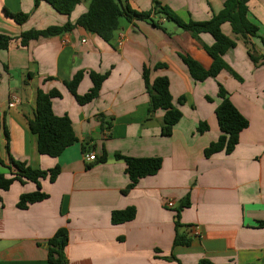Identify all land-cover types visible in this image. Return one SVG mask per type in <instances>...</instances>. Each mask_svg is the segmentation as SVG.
<instances>
[{
	"label": "crops",
	"instance_id": "crops-1",
	"mask_svg": "<svg viewBox=\"0 0 264 264\" xmlns=\"http://www.w3.org/2000/svg\"><path fill=\"white\" fill-rule=\"evenodd\" d=\"M121 1L138 13L159 2L189 23L210 20L226 0ZM79 2L65 15L46 2L35 7V0H0V34L18 39L29 30L75 23L90 0ZM248 7L249 19L264 35V0H248ZM8 12L30 17L19 25ZM152 20L161 29L122 19L110 44L77 27L25 47L18 39L0 51V173H9L11 159L34 170L60 168L54 183L42 181L49 197L27 209L17 204L23 194L37 191L34 183L16 182L1 192L0 264H49L47 241L62 228L69 233L68 264H264V47L224 24V34L236 42L224 59L236 76L223 71L216 79L195 82L181 56L209 69L213 60L204 46H212L213 37L194 38L161 14ZM144 68L152 70V79L169 80L173 105L182 112L170 136L162 135L164 111L149 114ZM79 72H84L79 95L92 88L90 73L107 74L99 97L84 106L64 85ZM218 84L249 127L234 152L206 158L205 149L222 135L215 114L221 103ZM38 89L60 92L53 111L69 117L78 138L58 158L38 152V137L28 127ZM201 123L209 130L199 133ZM86 153L106 154L107 161L87 169ZM117 154L160 158L162 166L125 194L130 180ZM170 201L174 208L167 207ZM131 207L135 219L113 225V212ZM178 236L184 244L175 245Z\"/></svg>",
	"mask_w": 264,
	"mask_h": 264
},
{
	"label": "trees",
	"instance_id": "trees-1",
	"mask_svg": "<svg viewBox=\"0 0 264 264\" xmlns=\"http://www.w3.org/2000/svg\"><path fill=\"white\" fill-rule=\"evenodd\" d=\"M41 2L50 4L57 12L65 15H71L80 3L79 0H35V7ZM155 14L166 16L169 21L173 22L178 28L189 32L194 38H198L200 34L204 33L213 37L214 44L204 46V50L213 60L209 69L204 68L201 63L190 57L181 56L195 82L216 79L223 71H228L236 76L224 59L230 50L236 48V42L224 34L222 30L224 24H229L234 34L241 35L245 39H247V36L259 39L264 47V35L261 33L260 28L249 19L248 0H226L223 9L214 14L210 20L203 22L190 21L189 23H185L172 9L159 2H154L153 10L138 13L128 5L123 4L121 0H90L87 12L81 15L75 23L69 21L63 26H51L44 30H29L23 32L18 39L20 44L25 47L31 41L59 36L80 27L96 34L103 41L110 44L121 27L120 21L122 19L127 21L134 19L149 21L155 27L161 29L152 20ZM7 15L19 25L26 23L30 17L26 13L11 14L8 12ZM18 39L0 34V51L8 50L12 42ZM249 54L251 60L257 64L259 59L253 55L251 50ZM83 74L84 72H79L71 81L64 82V85L80 106L90 104L99 97L102 84L107 78V74L90 73L93 86L85 95H79L77 89L82 81ZM151 74L152 70L144 68L143 80L150 98L149 114L152 115L158 110L164 111L162 135L170 136L183 115L181 110L173 105L169 80L164 77L152 79ZM218 87V97L221 103L216 108L215 114L222 135L205 149L204 155L206 158L222 152L227 155L234 152L239 144L240 134L249 127L248 119L234 105L230 94L221 84H218ZM60 97L61 94L57 90L46 93L42 89H38L36 111L34 117L28 121L29 130L38 137V152L52 158L60 157L66 149L78 142L69 117H59L53 111V100ZM207 99L212 102V99ZM208 130L209 125L207 123H201L197 129L199 133ZM115 158L118 161H123L126 165V174L130 183L124 191L125 194L133 189L141 179L156 175L162 166L160 158H132L120 154H117ZM106 161L107 156L103 154L102 157H96L95 162L87 164L86 167L90 169ZM0 164L3 165L1 160ZM8 170V174L0 173V196L1 192L10 190L16 182L23 185L31 182L37 186L36 192L23 194L20 197L17 207L22 210L27 209L32 204L46 200L49 196L42 190V181L48 179L51 183H54L60 174L59 167L48 171L34 170L26 162L13 159H11V166ZM188 205L189 203H186L185 206ZM135 217L136 210L131 207L123 211L113 212L111 219L113 225H121L133 221ZM68 243L69 233L65 228L59 229L47 241L49 264H68L66 254ZM184 243L180 236L175 240V245ZM199 264L211 263L201 261Z\"/></svg>",
	"mask_w": 264,
	"mask_h": 264
},
{
	"label": "built area",
	"instance_id": "built-area-1",
	"mask_svg": "<svg viewBox=\"0 0 264 264\" xmlns=\"http://www.w3.org/2000/svg\"><path fill=\"white\" fill-rule=\"evenodd\" d=\"M84 42H85V41H84ZM15 103H16V100H15V98H14V100H13L12 103H11V106H15ZM95 160H96V156H95L94 154H91V153L84 154V161H85L86 165H87V164H92V163H94ZM174 206H175V204H174V202H172V201H170V202L167 203V207H168V208H174ZM193 231L195 232V234H196L197 236H202V232H199V231L197 230V228L193 229Z\"/></svg>",
	"mask_w": 264,
	"mask_h": 264
},
{
	"label": "rangeland",
	"instance_id": "rangeland-1",
	"mask_svg": "<svg viewBox=\"0 0 264 264\" xmlns=\"http://www.w3.org/2000/svg\"><path fill=\"white\" fill-rule=\"evenodd\" d=\"M172 23V22H171Z\"/></svg>",
	"mask_w": 264,
	"mask_h": 264
}]
</instances>
